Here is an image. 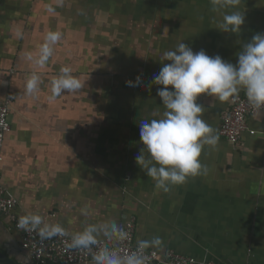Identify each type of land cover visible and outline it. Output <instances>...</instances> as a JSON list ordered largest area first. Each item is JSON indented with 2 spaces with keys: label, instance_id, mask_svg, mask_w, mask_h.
Here are the masks:
<instances>
[{
  "label": "crops",
  "instance_id": "crops-1",
  "mask_svg": "<svg viewBox=\"0 0 264 264\" xmlns=\"http://www.w3.org/2000/svg\"><path fill=\"white\" fill-rule=\"evenodd\" d=\"M239 11L244 23L231 33L217 29L222 15L209 0H0V103L11 97L0 172L14 214L40 215L70 236L95 224L97 242L107 243V223L133 222L134 244L159 237L147 250L161 260L173 251L199 263L264 264V115L248 117L232 145L219 136L230 102L201 94L203 119L219 136L201 155L206 174L164 193L136 163L139 123L164 111L153 82L170 63L164 52L182 41L236 64L243 44L264 33V0H241ZM49 31L62 39L37 67L26 54L35 56ZM64 66L83 87L50 100ZM33 71L35 97L25 93ZM0 251L35 264L2 213Z\"/></svg>",
  "mask_w": 264,
  "mask_h": 264
},
{
  "label": "clouds",
  "instance_id": "clouds-1",
  "mask_svg": "<svg viewBox=\"0 0 264 264\" xmlns=\"http://www.w3.org/2000/svg\"><path fill=\"white\" fill-rule=\"evenodd\" d=\"M211 10L222 15L218 30L238 33L244 23V13L239 11L241 0H209ZM48 11H53L51 7ZM18 36L21 33H17ZM62 39L58 31H49L38 53L26 54V59L43 67L54 54V46ZM236 64L225 61L220 55L209 56L204 50L194 52L179 42L174 49L163 54V63L153 77L157 95L162 100L163 113L158 118L139 123L140 148L137 165L154 181V187L168 193L173 186L183 185L189 178L206 174L207 167L201 155L215 149L219 136L203 119L204 108L197 103L201 94L214 97L219 102L239 99L242 92L247 105L255 115H264V33L255 34L244 43L237 54ZM41 85L40 75L33 71L26 79L25 93L35 97ZM83 82L68 66L61 67L50 81V100L64 93L81 90ZM18 227L32 229L42 238L65 236L68 233L60 224L45 223L37 214L20 217ZM100 229L89 224L70 237L69 247L92 251L97 244ZM103 235L109 240H124L127 233L115 222L107 223ZM161 240L137 241L136 251L121 255L109 247L99 248L93 254L94 264H147L146 250L159 246Z\"/></svg>",
  "mask_w": 264,
  "mask_h": 264
},
{
  "label": "built area",
  "instance_id": "built-area-1",
  "mask_svg": "<svg viewBox=\"0 0 264 264\" xmlns=\"http://www.w3.org/2000/svg\"><path fill=\"white\" fill-rule=\"evenodd\" d=\"M11 97L0 103V164L2 162V146L6 134L10 131V114ZM254 115L245 100L243 93L239 99L230 101V109L224 113L221 118L219 136L232 145H238L241 136L248 131L247 118ZM254 131H249L254 135ZM17 201L7 195L1 184L0 172V213L9 216L12 225L20 232L21 244L27 250L30 258L35 264H93V254L99 249L109 247L118 251L121 255H128L136 251L134 244V226L129 222L122 229L127 233L124 240H113L110 243L98 241L92 251L78 250L69 247L70 235L54 236L51 238H42L37 231L32 229H22L18 227L19 218L14 214ZM147 264H213L199 263L191 258L182 256L173 251L166 254L165 259L161 260L160 255L155 250H146Z\"/></svg>",
  "mask_w": 264,
  "mask_h": 264
},
{
  "label": "water",
  "instance_id": "water-1",
  "mask_svg": "<svg viewBox=\"0 0 264 264\" xmlns=\"http://www.w3.org/2000/svg\"><path fill=\"white\" fill-rule=\"evenodd\" d=\"M0 264H18L11 257L0 251Z\"/></svg>",
  "mask_w": 264,
  "mask_h": 264
}]
</instances>
